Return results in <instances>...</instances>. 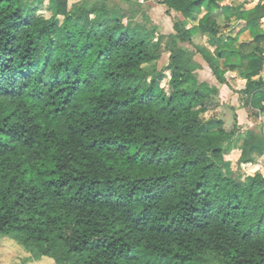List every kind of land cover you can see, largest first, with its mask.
<instances>
[{
  "label": "trees",
  "instance_id": "1",
  "mask_svg": "<svg viewBox=\"0 0 264 264\" xmlns=\"http://www.w3.org/2000/svg\"><path fill=\"white\" fill-rule=\"evenodd\" d=\"M159 2L179 15L170 92L152 66L164 37L153 48L106 2L53 0L46 18L40 1L0 0L1 255L13 252L9 238L56 264H264V175L229 174L240 130L204 121L220 90L198 79L183 46L202 39L221 85L238 72L264 126L263 9ZM219 19L244 27L233 36ZM245 31L253 40L239 43ZM262 141L244 134L238 171L264 156Z\"/></svg>",
  "mask_w": 264,
  "mask_h": 264
},
{
  "label": "rangeland",
  "instance_id": "2",
  "mask_svg": "<svg viewBox=\"0 0 264 264\" xmlns=\"http://www.w3.org/2000/svg\"><path fill=\"white\" fill-rule=\"evenodd\" d=\"M30 2L40 1L43 7L39 14L46 18L53 16V0H29ZM106 2L111 8L116 10L124 20V23L130 27L143 26L146 31L143 34L150 33L152 47L154 48L156 39L159 35L163 36L164 39L159 46L160 59L152 64V66L159 72L165 73V79L162 81L161 86L164 87L168 92L169 80L172 76V72L168 71L170 65V52L167 50V42L170 34L175 33L173 26L174 20L179 15L171 12L167 13L166 8L160 5V0H68L69 9L74 7H85L89 8L93 3ZM97 2V3H98ZM62 18H59L60 23ZM221 25H223V31L225 33H231L233 36L237 34L239 26H236L235 22L227 24L223 19H219ZM202 39L195 36L193 43L183 44L184 47L188 48L192 53L194 60L200 65V69L197 71V77L201 82H208L211 85H216L219 88V93L214 94L209 103V111L202 116L204 121H208L211 118H219L225 122V126L228 129H232L235 123L238 125L240 130V140L225 154V161L229 166L230 175L234 178L241 177L243 181L247 178L252 177L254 172H258L264 175V156L257 154V151L253 154V157L257 164L244 165L245 170L238 171L236 169V163L241 156V144L243 141L244 134L252 129L258 136L259 139L263 140L264 146V126L260 118L252 116V112L249 108L244 106V102L241 99V95L238 93L240 89L244 87V82L240 81V75L238 72H229L227 75H236L233 79L230 78L228 85H221L215 76L213 75L210 65L204 60L203 56L197 51L196 45L200 44ZM204 46L209 49L203 41ZM226 75V76H227ZM264 75V71H263ZM149 79L143 82V85H148ZM263 166V168L260 167ZM244 169V168H243ZM3 237L0 235V240ZM11 241L15 246L13 252L8 251L6 258V264H56L54 260L48 257L34 254L27 251L23 246L19 245L9 238H5V241ZM17 252V256L15 253ZM12 255V256H11Z\"/></svg>",
  "mask_w": 264,
  "mask_h": 264
},
{
  "label": "crops",
  "instance_id": "3",
  "mask_svg": "<svg viewBox=\"0 0 264 264\" xmlns=\"http://www.w3.org/2000/svg\"><path fill=\"white\" fill-rule=\"evenodd\" d=\"M104 1V0H103ZM126 1V0H125ZM98 2V1H97ZM98 3H101L100 1ZM222 3L225 4V5H232L234 7H244L245 9H253V8H249V7H246L244 6V3H245V0H222ZM163 6V5H162ZM165 7V6H163ZM166 8V7H165ZM166 11H167V8H166ZM175 13V12H174ZM176 14V13H175ZM236 26H239V29L237 30V33L244 27V23H235ZM253 38L251 36V33L249 31H245L241 36H240V40H239V43H249V42H252ZM264 46V44H263ZM264 71V70H263ZM235 74V72H232ZM229 74V72H228ZM236 75H227L226 78L228 80V84L230 81V78H234ZM261 76L264 78V75H263V72L261 74ZM240 81H243L244 84L246 85V81L244 79H242L241 77H239ZM226 84V85H228ZM244 85V87H245ZM244 87L242 89H244ZM240 89V90H242ZM249 130H252V129H249ZM241 148H242V144L240 145ZM257 154H260V152H257ZM6 258L4 257V255H1L0 254V264H6Z\"/></svg>",
  "mask_w": 264,
  "mask_h": 264
},
{
  "label": "built area",
  "instance_id": "4",
  "mask_svg": "<svg viewBox=\"0 0 264 264\" xmlns=\"http://www.w3.org/2000/svg\"><path fill=\"white\" fill-rule=\"evenodd\" d=\"M244 6L249 8L261 7L263 9V16L260 18L259 23L264 29V0H245Z\"/></svg>",
  "mask_w": 264,
  "mask_h": 264
}]
</instances>
